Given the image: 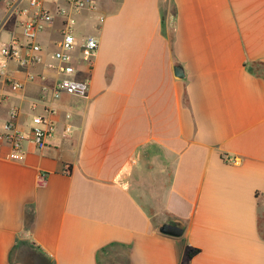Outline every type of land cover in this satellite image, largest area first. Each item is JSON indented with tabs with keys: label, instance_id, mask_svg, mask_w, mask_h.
<instances>
[{
	"label": "crops",
	"instance_id": "0c3cea01",
	"mask_svg": "<svg viewBox=\"0 0 264 264\" xmlns=\"http://www.w3.org/2000/svg\"><path fill=\"white\" fill-rule=\"evenodd\" d=\"M90 2L84 97L53 98L43 64L0 69V131L12 107L25 136L48 108L56 126L21 160L0 149V264H264V0ZM176 219L182 236L158 231Z\"/></svg>",
	"mask_w": 264,
	"mask_h": 264
},
{
	"label": "built area",
	"instance_id": "2783aa9c",
	"mask_svg": "<svg viewBox=\"0 0 264 264\" xmlns=\"http://www.w3.org/2000/svg\"><path fill=\"white\" fill-rule=\"evenodd\" d=\"M90 0H0V11L3 14L2 23L13 22L18 32L10 33L8 40L0 44V69H6L9 62H16L21 67H34L43 64L55 72L56 80L53 87V98L62 95L84 97L88 85L76 78L77 66L84 64L91 67L99 49V38L89 35L78 43L76 38V17L85 10H94ZM61 19L60 40L57 49L50 54V61L45 60V50L39 42V36L54 26L56 19ZM104 20L99 17L98 23ZM96 28H99L97 25ZM1 36V31H0ZM27 82L45 79L33 72H27ZM24 83L12 81V88L21 90ZM44 91H47L45 87ZM20 110L17 107L9 109V119L0 131V149L8 147L9 157L21 160L24 157L23 143L32 144L37 149L45 148L48 140L56 131L51 116L53 108L46 109V114L33 117L34 126L31 137L23 135L16 127ZM70 128L66 127V131ZM228 163L238 164L240 159H227Z\"/></svg>",
	"mask_w": 264,
	"mask_h": 264
},
{
	"label": "water",
	"instance_id": "95a60500",
	"mask_svg": "<svg viewBox=\"0 0 264 264\" xmlns=\"http://www.w3.org/2000/svg\"><path fill=\"white\" fill-rule=\"evenodd\" d=\"M175 74L178 76H184V73L178 67L175 68ZM158 231L161 234L171 237H180L184 233V224L180 220L176 219L172 222L162 223L159 225Z\"/></svg>",
	"mask_w": 264,
	"mask_h": 264
},
{
	"label": "rangeland",
	"instance_id": "374dc122",
	"mask_svg": "<svg viewBox=\"0 0 264 264\" xmlns=\"http://www.w3.org/2000/svg\"><path fill=\"white\" fill-rule=\"evenodd\" d=\"M76 29V28H75ZM8 40V32H7V30H3L2 31V34H1V36H0V44L2 43V42H6Z\"/></svg>",
	"mask_w": 264,
	"mask_h": 264
},
{
	"label": "trees",
	"instance_id": "16d2710c",
	"mask_svg": "<svg viewBox=\"0 0 264 264\" xmlns=\"http://www.w3.org/2000/svg\"><path fill=\"white\" fill-rule=\"evenodd\" d=\"M195 252H197V251H190L189 255L191 256V255L195 254Z\"/></svg>",
	"mask_w": 264,
	"mask_h": 264
}]
</instances>
